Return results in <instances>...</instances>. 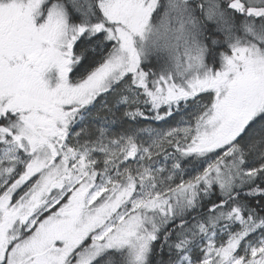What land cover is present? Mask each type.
Masks as SVG:
<instances>
[{"label":"snow or ice","instance_id":"6c2138e0","mask_svg":"<svg viewBox=\"0 0 264 264\" xmlns=\"http://www.w3.org/2000/svg\"><path fill=\"white\" fill-rule=\"evenodd\" d=\"M0 264H264V0H0Z\"/></svg>","mask_w":264,"mask_h":264}]
</instances>
